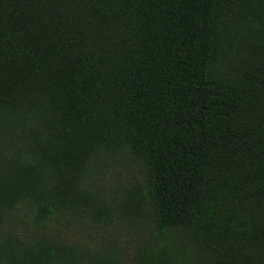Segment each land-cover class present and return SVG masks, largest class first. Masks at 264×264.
<instances>
[{"label": "trees", "instance_id": "1", "mask_svg": "<svg viewBox=\"0 0 264 264\" xmlns=\"http://www.w3.org/2000/svg\"><path fill=\"white\" fill-rule=\"evenodd\" d=\"M0 264H264V0H0Z\"/></svg>", "mask_w": 264, "mask_h": 264}, {"label": "rangeland", "instance_id": "2", "mask_svg": "<svg viewBox=\"0 0 264 264\" xmlns=\"http://www.w3.org/2000/svg\"><path fill=\"white\" fill-rule=\"evenodd\" d=\"M128 168L135 171L134 167H130L126 165ZM123 165V162H111L108 166H106V171L103 175L100 177L103 181L109 183L110 185H115L119 182H122L125 180V178L128 176L127 173V167Z\"/></svg>", "mask_w": 264, "mask_h": 264}]
</instances>
